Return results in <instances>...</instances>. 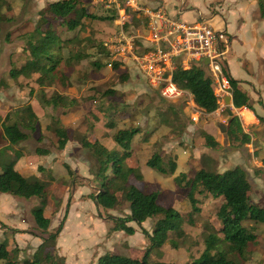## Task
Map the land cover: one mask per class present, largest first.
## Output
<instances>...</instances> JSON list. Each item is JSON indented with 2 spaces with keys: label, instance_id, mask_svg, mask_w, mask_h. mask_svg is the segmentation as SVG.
<instances>
[{
  "label": "rangeland",
  "instance_id": "rangeland-1",
  "mask_svg": "<svg viewBox=\"0 0 264 264\" xmlns=\"http://www.w3.org/2000/svg\"><path fill=\"white\" fill-rule=\"evenodd\" d=\"M52 1L57 0H0V13L3 16L0 22V119L6 115L12 117L14 112L26 105L31 106L37 117L35 131L26 141L14 146V150L19 152L11 154L12 163L26 177L47 184L40 198L23 199L0 194V243L5 242L8 251H16L18 260L31 258L42 240L57 229L64 217L63 229L56 240V247L52 249L60 263L96 264L98 257L106 253L141 259L148 247L142 230L150 234L156 218L148 219L141 227L133 222L128 223L135 229L131 236L123 232H110L112 223L107 220L111 215L124 217L129 214L128 204L123 203L112 211L97 209L93 205L88 195L94 192L91 179L96 168L95 159L76 140L69 141L63 150H59L56 136L47 129L52 118L59 119L64 128L74 131L75 136L86 132L89 141L98 140L108 145L116 131L138 129L132 148L143 180L136 182L131 179L132 183L140 189L146 187L156 191L159 205L174 208L183 216L190 212L188 188L178 186L174 178L183 174L186 179H192L199 169L223 173L234 167L243 168L251 186L250 201L263 204L258 195L260 193L264 197V123L261 118L231 105L232 118H238L242 131L249 137V142L244 144L239 133L228 135L231 118L225 111L224 98L231 96L229 90L221 94L218 109L211 114L199 109L187 92L170 99L162 97L160 86L165 82L152 81V77L139 72L131 56L126 54L129 51L128 40L121 44V49L115 43L122 37L129 39L131 35L142 36L146 32L141 21L139 23L137 20L140 19L139 12L130 7L120 5L117 9L114 4H108V0H82L87 13L107 17L114 11L117 17L113 21L99 18L83 21V28L78 32L81 45L90 50L93 44L103 43L110 52L116 51L117 55H121L124 66L113 70L103 65L97 70L92 66L94 59L101 63L106 61L103 55H97L81 61L73 69H64L69 79L68 87L52 85L43 91L46 98L57 93L75 99L77 104L73 107L54 110L50 106H43L41 90L34 81L36 75L12 79L10 70L19 69L26 60L27 54L23 50L26 36L41 22L40 12ZM136 1L139 8L153 9L166 5L168 10H181L178 19L183 22L198 21L199 12L214 29L227 25L229 39L234 41L227 55L229 72L237 78L243 72V78L248 79L250 75L258 77L257 65L250 68L247 63H241V70L238 71L235 64V58L241 53L249 56L258 53V46H263L264 25L258 24L261 20L258 0H184V6H180L181 0ZM50 24L57 28L58 21L51 20ZM60 34L65 37V33ZM66 35L73 36L75 32ZM112 59H118L116 54L112 55ZM123 75L127 79H123ZM213 89H216L215 85ZM109 90L115 94L104 97L103 92ZM101 105L105 109L114 106L116 115L111 118L115 119L114 129H108L104 119L93 121L90 112L102 117L100 112L97 113ZM221 127L225 129L224 132ZM201 131L213 135L218 147L207 148L200 136ZM7 144L0 129V149ZM39 150H47L48 154L39 155ZM154 154L164 160L170 158L175 161V172L162 175L147 166V160ZM6 158V153L0 152V162L6 161ZM65 164L72 174H69ZM196 198L200 213L194 215L195 225L184 224L182 227L187 238L170 234L171 240L177 241L180 248L172 249L167 243L153 249L149 255L151 262L185 264L200 255L208 220L215 228L218 227L214 215L222 199L200 194ZM36 207L42 208L44 216L49 219L46 232H42L34 222L31 211ZM250 224L245 223L246 226ZM252 225L259 244L250 257L255 261L247 264H264V225Z\"/></svg>",
  "mask_w": 264,
  "mask_h": 264
},
{
  "label": "trees",
  "instance_id": "trees-1",
  "mask_svg": "<svg viewBox=\"0 0 264 264\" xmlns=\"http://www.w3.org/2000/svg\"><path fill=\"white\" fill-rule=\"evenodd\" d=\"M257 5L260 18L264 19V0H258ZM116 17L114 11L107 17H98L93 13H87L82 0L49 2L46 8L40 12L41 22L37 23L26 36V47L23 49L27 54L25 63L19 69H11L10 77L12 79L19 76L30 78L32 75H36L34 81L41 90L43 106H50L54 110L73 107L77 104L75 99L57 93L46 98L43 90L52 85L68 87L69 79L64 69H73L81 61L95 58L97 55H103L106 58L103 63L94 59L92 66L97 70L101 69L103 65L109 66L113 70L124 66V62L119 59H112L113 54L103 43L93 44L89 50L81 45L82 41L78 38V32L83 28V21L86 19L99 18V20L113 21ZM2 19L3 16L0 13V22ZM51 20L58 21L57 28L50 24ZM137 20L140 23L141 20L138 18ZM124 28L126 30L127 26L125 25ZM60 32L65 33V37H62ZM73 32H75L73 36L66 35ZM140 47V42L135 40V52H138ZM109 59L111 61H107ZM226 71L224 68L233 107L235 109L245 108L253 112L252 100L239 89L238 81ZM122 78L127 79V76L123 75ZM171 81L177 89L189 93L194 104L204 113L211 114L218 109V99L214 94L212 79L206 67L200 65H192L189 69L176 67L171 73ZM96 92L95 89L94 93ZM114 94L115 92L110 90L103 92L104 97H111ZM95 96L99 97V95ZM99 112L102 117L90 112L93 121L99 122L104 119L106 120L105 126L108 129H114L115 119H111L112 115H116L114 106L105 109L101 105L97 109V113ZM36 120L37 117L30 105L20 108L13 113L12 117L6 115L4 119H0V129L8 143L0 149V152H5L7 155L6 161L0 162V194L23 199L42 197L47 184L38 179L28 178L16 170L11 157L13 152H19V150H14V146L26 141L35 131ZM51 121L47 129L56 136L59 150H63L69 141L76 140L82 148L89 150L95 159L96 168L91 179L94 192L88 195L94 206L104 211H112L123 203L128 204L129 214L124 217L111 215L107 220L112 223L110 232H123L131 236L135 233V229L128 223L133 222L141 227V224L148 219L156 218L150 234L142 230L148 247L141 259L106 253L98 257L96 264H174L151 262L149 255L153 249H158L167 243L172 249L180 248L177 241L171 240L170 234H174L178 238H187L182 227L184 224L195 225L194 215L200 213L199 202L196 198L198 194L222 199V204L214 215L218 227L215 228L208 220L200 255L185 264H245L250 260L259 244L252 224L264 225V208L250 201L251 186L248 174L243 168L234 167L223 173L199 169L192 179H186L183 174L175 177L174 181L178 186L188 188L187 200L190 212L183 216L174 208L159 205L156 191L146 187L140 189L132 183L131 179L136 182L143 180L138 160L133 154L132 148V141L138 133V129L128 128L116 131L112 135L111 144L108 145L98 140L89 141L86 132L75 136L74 131L64 128L57 118H52ZM235 132L242 136V143L249 142V137L242 131L236 116L229 122L228 135L233 136ZM200 136L207 148L218 147V142L207 132L201 131ZM37 153L46 155L48 151L39 150ZM128 160L131 162L129 163ZM132 161H134L133 164ZM146 165L162 175H172L176 170L175 161L170 158L164 160L158 154H154L147 160ZM65 166L69 174H72L68 165L65 164ZM31 213L36 226L42 232H46L49 227V219L44 216L43 209L36 207L32 209ZM64 220L65 217L57 229L42 240L29 259L18 260L16 251L12 253L8 251L5 242L0 243V264H64L57 261V255L52 253V249L56 247V240L63 229ZM246 222L252 224L246 226Z\"/></svg>",
  "mask_w": 264,
  "mask_h": 264
},
{
  "label": "built area",
  "instance_id": "built-area-1",
  "mask_svg": "<svg viewBox=\"0 0 264 264\" xmlns=\"http://www.w3.org/2000/svg\"><path fill=\"white\" fill-rule=\"evenodd\" d=\"M108 4H114L117 9L123 5L140 13L138 16L146 32L142 36L131 35L129 39L122 37L115 43L121 49V44L128 40L129 51L126 54L131 56L139 72L152 77V81L165 82L160 86L162 97L170 99L183 93L172 83L169 74L176 67L189 69L192 65L206 67L212 85L216 86L213 90L217 99L230 90L224 73L226 56L230 50L226 27L214 29L211 22L201 16L198 21L183 22L178 19L180 10L171 13L162 6L139 8L136 0H108ZM135 39L141 44L138 52L134 50ZM112 53L124 62L121 55H117L118 52ZM205 60L208 61L206 65ZM164 75L167 77L163 78Z\"/></svg>",
  "mask_w": 264,
  "mask_h": 264
},
{
  "label": "crops",
  "instance_id": "crops-1",
  "mask_svg": "<svg viewBox=\"0 0 264 264\" xmlns=\"http://www.w3.org/2000/svg\"><path fill=\"white\" fill-rule=\"evenodd\" d=\"M184 0H181L180 6H184ZM254 3V2H253ZM161 6V5H159ZM165 9H169L166 7V5L162 6ZM171 13H175L176 10H169ZM181 12V10H180ZM198 17L202 16L199 12H198ZM180 17V15H178ZM258 24H263L264 25V19L259 20ZM227 29V25L224 26ZM228 31V30H227ZM229 34V38H230V33ZM253 39L255 38L254 35L252 36ZM234 41H232L230 39V45L233 43ZM259 48L257 49L258 53H253L251 55H247V53H241L239 55V57L235 58V64L238 67V71L241 70V68L239 67L241 65V63H247L249 65L250 68H254L255 65L258 66V70L257 73L259 72L258 77H255V75H250L248 76V79L243 78L245 72H243V75H241V77H236L235 74H233L232 72H229V68L227 66V56H226V63H225V69L227 70V73L235 80L238 81V87L239 89L246 93L249 98L252 100V108H253V112L250 110H247L245 108H243L242 111H245L247 113H252L253 115L258 116L259 118H261V121L264 123V43L263 46H258ZM230 51H228L229 54ZM227 54V55H228ZM255 71V69H253V72ZM252 72V71H251ZM247 76V75H245ZM209 134V133H208ZM211 135V134H210ZM213 137V135H211ZM214 138V137H213ZM215 139V138H214ZM217 141V139H215ZM17 166H15L16 169ZM19 172H21L19 169H16ZM22 173V172H21ZM260 198H262V202L263 204H259L258 202H255V204H259L260 206L264 207V197L262 196L263 194H258ZM94 205V204H93ZM254 254V253H253ZM251 261H255L254 259L251 258V260L247 261L245 264L251 262Z\"/></svg>",
  "mask_w": 264,
  "mask_h": 264
},
{
  "label": "water",
  "instance_id": "water-1",
  "mask_svg": "<svg viewBox=\"0 0 264 264\" xmlns=\"http://www.w3.org/2000/svg\"><path fill=\"white\" fill-rule=\"evenodd\" d=\"M207 60H205L204 61V65H206L207 64ZM167 77V75H164L163 76V78H166ZM231 96H226L225 98H224V103H225V105L227 106L226 107V109H225V111H226V113H227V115H228V117L229 118H232V116H233V112H232V109H231ZM233 106V105H232ZM221 131L222 132H224L225 131V129L223 128V127H221Z\"/></svg>",
  "mask_w": 264,
  "mask_h": 264
}]
</instances>
